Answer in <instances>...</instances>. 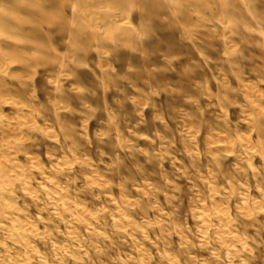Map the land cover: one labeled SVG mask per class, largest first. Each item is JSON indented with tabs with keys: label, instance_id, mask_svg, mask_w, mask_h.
Wrapping results in <instances>:
<instances>
[{
	"label": "rangeland",
	"instance_id": "1",
	"mask_svg": "<svg viewBox=\"0 0 264 264\" xmlns=\"http://www.w3.org/2000/svg\"><path fill=\"white\" fill-rule=\"evenodd\" d=\"M3 24L7 25V21H3ZM185 27L188 31L183 28L157 30L155 36L144 41V48L154 53L150 57L153 65H163L165 57L169 58L173 70L158 79L161 84H170L173 88L179 86L188 94L183 102H175L188 110L193 107L191 101L200 97L196 81L202 79L209 67L215 68V62L219 61L221 72L235 73L236 66L227 63L230 58L225 39L227 33H224L220 38L208 41L211 49L204 55L213 63L203 68V71L194 73L191 79L185 77V66L188 64L185 53L191 48L189 41L194 33L202 31L194 21ZM259 39L255 37L249 40L246 45H241L240 50L252 48L259 53ZM231 40L240 44L239 37H232ZM29 47L33 49L30 54L37 62L45 65L37 69L36 82L52 90L51 99H61L55 92L57 87L75 89L65 91L64 99L70 102L67 111L60 114L62 118L67 117V123L73 127L83 123L81 99L84 104L94 107L88 98L87 89L95 88L100 83L98 77L102 79L108 71L123 75L129 60L133 65L144 62L138 53L129 49L122 51L121 59L111 65L98 62L94 72L79 69L75 76L69 75L67 79L61 77L57 81L52 76L42 79L40 75L56 70L54 57L47 56L35 43ZM193 57L200 59V55L195 52ZM231 60L235 62V55ZM6 71L3 86L12 89V96L0 92V122L19 119L22 123L19 132L0 128V254L7 250L10 264L18 256L24 258L25 264H135L136 260H141L143 264V253L137 251L141 244L150 258L159 259L160 249L165 248V244L169 256L183 244L187 255L183 259L177 258L180 264L186 261L204 264L214 259L213 254L219 257L217 264H225L230 252L243 247L245 237H251L259 243L257 232L260 224L264 223V210L256 209L253 203L260 201L261 193L264 192V186L258 183L254 175L264 164V159L259 155L242 165L246 172L236 174L237 157L224 149L223 138L219 149L213 148L212 155H205L206 131H201L198 138L201 155L197 171V168L192 167L191 157L186 153L181 155L183 143L179 142V132L175 131L176 123L169 121L175 139L171 134L166 137V140H173L172 148L167 146L166 141L162 142L152 135L155 130L152 127L154 112L147 106L143 110V117L149 123L140 125L135 137H129L126 127H121L125 140H131V143L126 142L117 148L99 146L98 151L95 143L84 150L79 143L73 147L69 141L67 147L61 148L64 138L59 135L60 128L51 131L46 128L47 116L40 111L41 104H48L49 93L36 92L39 103L34 105L36 115L28 121L31 125L33 123V131L29 132L20 115L21 112H28V108L22 106L26 102L17 96L18 92H23L25 83L21 65L11 63ZM257 78L258 73H253L251 80L254 82ZM229 79L233 85L237 83L236 75ZM123 83L118 81L115 88L110 89V101L117 95V89L121 92L124 90L121 87ZM209 86L212 92L216 91L215 81ZM257 87L264 90V85ZM127 91L130 98L124 108L131 114L135 107L133 101L137 97L133 89ZM173 95L176 93L173 92ZM154 101L157 106L163 104L167 109L171 97L161 93ZM198 103L207 106L209 101L200 97ZM219 111L218 108H210L205 115L211 119V114ZM227 111L231 119H237L238 109L229 108ZM131 119L132 124H135L139 117L133 116ZM157 127H160L158 122ZM245 127L241 125L242 129ZM87 128L88 138L92 139L98 130V119L88 120ZM53 131L57 133L55 137L52 136ZM33 143H39L35 150H23ZM137 149L144 151L141 153ZM218 151L224 152L226 158L217 164L214 159ZM99 152L104 155L100 156ZM153 156H162L163 159H150ZM4 166L9 168L6 172ZM230 173L236 176L238 183L231 178ZM177 186L180 188V192L175 193L180 201L178 208L175 201L169 200L174 194L172 189ZM22 236H26V239ZM260 236H264V233H260ZM157 237H165L166 240L158 241ZM18 239L27 240L28 243L21 244L19 242L22 240ZM246 242L249 247H253L251 239ZM191 244L198 247L191 248ZM129 257L133 260L130 261ZM256 257L254 264H264V247L256 252ZM155 259L151 260V264H155ZM246 259L247 254L241 253L231 264H244ZM165 264L174 262L165 261Z\"/></svg>",
	"mask_w": 264,
	"mask_h": 264
},
{
	"label": "clouds",
	"instance_id": "2",
	"mask_svg": "<svg viewBox=\"0 0 264 264\" xmlns=\"http://www.w3.org/2000/svg\"><path fill=\"white\" fill-rule=\"evenodd\" d=\"M5 20L7 25L3 24ZM193 21L202 31L191 36V48L185 53L188 64L185 66L184 76L191 79L194 73L203 71V68L213 63L204 55L211 49L208 41L218 39L224 33H227L225 39L229 48L230 59L227 63H234L236 71L221 72L220 62L216 61L217 66L209 67L202 79L196 81L200 97L206 98L208 105L201 106L198 97L191 101L193 107L185 110L182 104L177 105L175 102H183L188 94L179 86L173 88L170 84H161L158 79L173 70L168 62L169 58L165 57L163 65L151 64L150 57L154 53L144 48V41L155 36L161 28H183L188 31L185 26ZM232 37H239L240 44L234 43ZM255 37L260 38L259 53L252 48L240 50L241 45H246ZM33 43L39 45L47 56L54 57L57 66L54 71L40 73L42 79L47 76H52L57 81L61 77L67 79L69 75L75 76L79 69L94 72L98 62L111 65L121 59L122 51L129 49L138 53L144 62L133 65L129 60L123 75L108 71L102 79L98 77L100 83L95 88L87 89L88 98L94 107L84 104L81 99L83 123L79 127H73L67 123V117L62 118L60 114L67 111L70 102L64 99L65 91L75 89L63 90L57 87L55 92L61 99L50 98L52 90L36 82L37 69L45 65L37 62L30 54L33 49L29 45ZM193 52L200 55L199 60L193 57ZM233 55L236 57L235 62L231 60ZM0 56L3 57L0 60V92L9 97L12 96V89L3 86V78L7 76L6 69L11 63L21 65L25 83L23 92H18L17 96L26 102L22 106L27 107L28 112H21L20 115L29 132L33 131V127L28 121L36 115L34 105L39 103L36 92L49 93V102L47 105L41 104L40 111L47 116L46 128L50 131L60 128L59 135L64 138L61 148L67 147L69 141L73 147L79 143L84 150L95 143L98 151L99 146L117 148L126 142L131 143V140H125L121 127H126L129 137H135L140 125L149 123L143 117V110L147 106L154 112L152 127L155 130L152 135L162 142L166 141L167 146L172 148L175 132L169 128V121L176 123L175 131L179 132V142L183 143L181 155L186 153L191 157L193 168H197L201 155V142L198 139L201 131H206L205 155H212L213 148L219 149L223 138L224 149L237 157L238 163L234 169L236 174L246 172L242 165L253 160L256 155L264 159V90L257 87L264 85V0H104L103 3L100 0H0ZM253 73H258L254 82L251 80ZM232 75L237 76L235 85L229 79ZM118 81L125 82L121 85L124 90L121 92L117 89V95L110 101L108 93ZM212 81H215V92L209 86ZM127 89H133L137 97L133 101L135 107L131 114L124 108L130 98ZM161 93H167L171 97L167 109L163 104L157 106L154 101ZM210 108L220 109L211 114V119L205 115ZM229 108L239 110L237 119H231L227 111ZM133 116L139 117L135 124H132ZM93 118L98 119V130L89 139L87 121ZM157 122L160 127H157ZM242 124L246 125L243 129ZM20 125L19 119L0 122V128L17 132L20 131ZM169 134L173 140H166ZM56 135L53 131L52 136ZM38 146L39 143H33L23 150L33 151ZM137 151L143 153L144 150ZM176 151L179 152V149ZM99 154L104 155L103 152ZM153 158L163 159L162 156L150 157ZM225 158L224 152L218 151L214 163L218 164ZM229 175L236 181L235 175ZM254 175L258 183L264 186V164ZM172 191L174 194L169 200L175 201L178 208L180 201L175 193H179L180 188L174 187ZM253 203L256 209L264 210V192L261 193L260 201ZM260 233H264V223L260 224L257 232L259 243L251 237H245L243 247L230 252L225 264H231L241 253L248 256L244 264H254L256 252L264 247V236H260ZM250 239L253 247H249L246 242ZM157 240L164 242L166 238L157 237ZM184 247L182 244L180 249L173 250L172 256H169L168 246L165 244V248L160 249L159 259L148 257L142 244L138 251L143 253V264H151L152 259H155V264H165V261L180 264L177 258L183 259L187 255ZM189 247L196 248L198 245L191 244ZM213 256L214 259L204 264H217L219 257L215 254ZM128 259L133 260L132 257ZM0 264H10L7 250L0 254ZM12 264H25L24 258L18 256ZM135 264H141V260H136ZM185 264H192V261H186Z\"/></svg>",
	"mask_w": 264,
	"mask_h": 264
},
{
	"label": "bare ground",
	"instance_id": "3",
	"mask_svg": "<svg viewBox=\"0 0 264 264\" xmlns=\"http://www.w3.org/2000/svg\"><path fill=\"white\" fill-rule=\"evenodd\" d=\"M163 32H164V31H163ZM165 33H166V32H165ZM171 33H172V32H171ZM172 35H173V34H172ZM9 103H10V102H9ZM12 104H13V103H12ZM20 106H21V105H20ZM26 108H27V107H26ZM37 117H38V116H37ZM9 119H10V118H9ZM32 120H34V119L32 118ZM29 122H30V121H29ZM31 123H32V122H31ZM21 124H22V123H21ZM37 126H38V125H37ZM32 127H33V123H32ZM36 131H37V130H36ZM50 134H51V133H50ZM18 136H19V135H18ZM1 137H2V136H1ZM16 138H18V137H16ZM13 139H14V138H13ZM19 140H20V139H19ZM56 140H57V139H56ZM70 147H71V146H70ZM6 149H7V148H6ZM7 152H8V151H7ZM61 152H62V151H61ZM32 162H33V161H32ZM33 163H34V162H33ZM76 163H77V162H76ZM12 165H13V164H12ZM1 166H2V165H1ZM16 166H17V164H16ZM4 167H5V166H4ZM21 167H22V166H21ZM33 167H34V166H33ZM65 168H66V167H65ZM2 169H3V168H2ZM8 169H9V168H8ZM8 169H7V170H8ZM33 169H34V168H33ZM5 172H6V171H5ZM13 172H15V171H13ZM13 172H12V173H13ZM9 174H10V173H9ZM117 176H118V175H117ZM5 177H6V175H5ZM32 177H33V176H32ZM25 178H26V177H25ZM10 179H11V178H10ZM10 179H9V180H10ZM26 179H27V178H26ZM46 181H47V180H46ZM86 181H87V180H86ZM12 182H13V181H12ZM50 182H51V181H49V183H50ZM55 182H56V181H55ZM86 183H87V182H86ZM52 185H53V184H52ZM27 188H28V187H27ZM99 189H100V188H99ZM105 191H106V190H105ZM1 194H2V192H1ZM1 194H0V196H1ZM3 194H4V192H3ZM13 194H14V193H13ZM3 198H4V197H3ZM3 198H2V199H3ZM5 198H6V197H5ZM5 198H4V199H5ZM4 199H3V200H4ZM3 200H2V202H3ZM121 200H122V199H121ZM0 201H1V200H0ZM63 204H64V203H63ZM76 207H77V206H76ZM240 210H241V209H240ZM240 210H239V211H240ZM63 211H64V210H63ZM62 213H63V212H62ZM83 213H84V212H83ZM82 215H83V214H82ZM125 215H126V214H125ZM208 216H209V215H208ZM212 217H213V216H212ZM215 217H216V216H215ZM241 218H242V217H241ZM10 219H11V218H10ZM10 219H9V220H10ZM18 220H19V218H18ZM62 220H63V219H62ZM69 221H70V220H69ZM128 221H129V220H128ZM133 221H134V220H133ZM224 221H225V220H224ZM118 222H119V221H118ZM206 222H207V221H206ZM134 223H135V222H134ZM156 224H157V223H156ZM220 225H222V224H220ZM13 226H15V225H13ZM202 227H203V226H202ZM222 227H223V226H222ZM23 228H24V227H22V229H23ZM16 229H17V227H16ZM24 229H29V228H24ZM19 230H20V229H19ZM251 230H252V229H251ZM25 231H26V230H25ZM37 231H38V230H37ZM218 231H219V230H218ZM19 232H20V231H19ZM21 232H23L22 235L24 236V231L21 230ZM199 232H200V231H199ZM34 233H35V232H34ZM38 233H39V232H38ZM69 233H70V232H69ZM17 234H18V233H17ZM93 234H94V233H93ZM201 234H202V233H201ZM2 236H3V235H2ZM23 236H22V237H23ZM229 236H230V235H229ZM28 237H29V236H27V239H28ZM69 237H70V236H69ZM226 237H227V236H226ZM234 237H235V236H234ZM15 238H16V237H15ZM23 238L26 239V236L23 237ZM181 239H182V238H181ZM6 240H7V239H6ZM18 240L20 241V240H22V239H18ZM29 240H30V237H29ZM156 240H157V238H156ZM234 240H236V239H234ZM19 241H18V242H19ZM26 241H27V240H25V241L22 240V241H20L19 243L22 244V242H23V244H27L28 241H27V243H25ZM12 242H13V241H12ZM201 242H202V241H201ZM76 243H77V242H76ZM250 243H251V242H250ZM28 245H29V244H28ZM50 245H51V244H50ZM201 246H202V245H201ZM25 247H27V246H25ZM63 247H64V246H63ZM2 248H4V247H2ZM27 248H28V247H27ZM57 248H58V247H57ZM133 248H134V247H133ZM137 251H138V250H137ZM26 256H27V255H26ZM59 257H60V256H59ZM14 258H15V257H14ZM130 264H131V263H130Z\"/></svg>",
	"mask_w": 264,
	"mask_h": 264
}]
</instances>
